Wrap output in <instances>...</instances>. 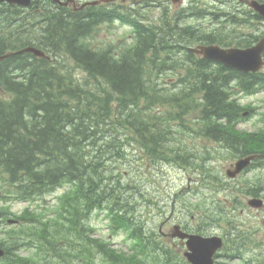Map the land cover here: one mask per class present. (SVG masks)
<instances>
[{
    "label": "trees",
    "instance_id": "16d2710c",
    "mask_svg": "<svg viewBox=\"0 0 264 264\" xmlns=\"http://www.w3.org/2000/svg\"><path fill=\"white\" fill-rule=\"evenodd\" d=\"M242 1L246 0H220L224 11L207 15L234 25V8ZM46 6L30 13L1 8L6 23L0 19V57L29 45L49 56L21 54L0 60V180L6 182V193L29 203L65 190L52 230L59 243L69 236L79 241L72 243L73 249L79 247V256L74 254L68 264H93V247L109 264H187L172 244L158 238L157 230L141 224L138 211L143 205L137 197L142 182L130 172H145L159 162L189 165L199 153L180 143L176 131L194 130L200 138L220 141L236 156H264V134L236 129L243 109L233 97L234 89L254 92L251 83L256 77L240 75L188 50L198 44L248 46L258 40L260 29L236 41L227 36L233 29L226 35L221 33L224 26L191 27L181 12L170 15L165 10L156 19L141 14L139 6L128 13L92 7L72 11L57 5L53 11ZM190 11L189 17L205 13L196 7ZM244 18L249 26L262 22L254 13L246 12ZM117 20L130 29V43L124 48L93 45L96 30ZM179 73L183 75L178 77ZM164 74L173 75L175 84H165ZM194 114L198 117L192 121ZM260 188L264 190V185L244 190L256 196ZM93 209L108 211L113 229L129 235L134 245L130 255L89 238L85 221ZM31 215L26 217L29 223L46 228L47 222ZM5 216L0 211V222ZM15 227L6 234L12 241L28 233H18ZM49 236L46 240L56 241ZM2 241L6 242L0 247L11 255L6 264H27L17 255L24 243Z\"/></svg>",
    "mask_w": 264,
    "mask_h": 264
},
{
    "label": "rangeland",
    "instance_id": "374dc122",
    "mask_svg": "<svg viewBox=\"0 0 264 264\" xmlns=\"http://www.w3.org/2000/svg\"><path fill=\"white\" fill-rule=\"evenodd\" d=\"M142 2L140 5L142 6L141 9H139V12L148 18H156L158 19L160 17V12L162 11L161 8H167L170 11V15H173L174 12H178L181 9H184L187 6H190L192 4H195V2L200 6H205L209 11L213 10L216 6H218V2L216 0H141ZM148 2L146 5V3ZM116 3L120 4L122 3L121 0H116ZM42 4L46 7L53 10L54 8L47 4L46 1H42ZM143 8H145L143 10ZM146 11L147 13H145ZM187 24H193L194 26H199V28H209L214 29L215 26L218 25L215 22H213L210 17L204 15L201 18L191 17L186 20ZM223 26H225L223 24ZM256 27V26H255ZM226 30H223L221 33L223 34H229L231 32L232 28L225 27ZM256 28H259L260 30H263L264 26H257ZM255 28H251V30H254ZM234 30L237 31H247L245 28H236ZM239 31V32H240ZM130 29L127 28V26H122L120 24H114V25H103L99 29H97L96 33L94 34L93 38V45H98V47H104L105 45L111 44L112 46H120L122 48L126 47L130 39L129 35ZM263 33V32H262ZM237 34V33H235ZM262 35V34H261ZM229 39L234 38L233 35H227ZM122 42L124 44H122ZM197 46V45H196ZM195 47V46H194ZM249 48V46L244 47ZM183 73H179L178 77H181ZM175 78L171 74H164L163 80L165 84H175L176 81H174ZM264 92L260 93L256 96L251 97H242L241 98V104L247 105V104H254L256 106L263 105L264 106ZM192 121L197 118V114H194L190 116ZM256 117L248 118L246 117V120H244L239 127H236L237 130L241 129L242 131H253L256 127ZM190 126H193L191 123H189ZM194 130L191 131H176V137L179 142L188 149L193 148V150H197L200 152L198 155H196L195 159H191V164L189 167L187 166H179L168 162H159L160 164H153V166H148L145 172H142L140 169H135V172H130L134 174V177L137 176L140 178V181L142 182V185H140V190L142 191L141 196L137 197V200L141 202V204H145V208L142 211L143 217L142 220L146 221L150 218L152 214H156L155 218L162 221H154L152 224V227H157L159 229V225L162 224L168 217L173 216L176 217L181 213V210L179 206L173 207L171 209L172 212L169 213L168 210H164L163 205L161 202H154L155 197L157 195H162L165 198L168 197V189L169 186L171 187L170 190H178V195L176 198L182 196L181 191H186L187 188H192L195 182H198L203 188L208 189V187L211 189H214L213 192H208L205 190L207 194L206 196H211L212 201L208 200L207 203L213 204L212 207V214L209 215L210 218L205 219V223L209 227H204V229L208 230L205 231L204 234L209 235L210 230L212 227H215L217 231H211L214 233H221L223 229L225 231H232L236 227H239L243 230V232L247 235L248 233H252L254 230H258L259 236H264V228H261L264 226V221L262 223V220H264V212H256L254 209H250L247 206L248 198L246 197L244 189H249V187L257 185H264V166L261 168H258L257 170L254 169L253 172H250L246 175H243L239 177L238 179L232 181L229 180L226 175L225 171L230 170L233 171V168L230 166L232 164H235L237 160H239L241 157L236 156L235 153H232L230 151H226L225 146L222 144L220 145V152L216 150L217 144L213 140H201L194 134ZM206 148L209 149L210 154H206L205 150ZM131 150H134L131 148ZM212 152V153H211ZM209 158V159H207ZM143 164V163H142ZM138 168V166H136ZM193 170H196L194 172H200V174L191 175L190 172H193ZM260 170L259 172H257ZM208 172V173H207ZM211 172L217 173V178L214 176H210ZM118 173V172H117ZM116 173V174H117ZM114 174V173H113ZM115 176V175H114ZM223 181H221V180ZM201 180V181H199ZM203 184H202V183ZM189 184L191 186H189ZM172 187L174 189H172ZM222 190V191H221ZM243 190V191H242ZM63 192V190H61ZM215 194V199L212 195ZM61 195L60 192L47 195L45 196L43 202L38 206V210L36 213H39V217L42 218V220H47V222L54 220L55 218V206L58 202V196ZM162 201V199H160ZM8 205V207L17 214H21L23 212V209L25 208L24 204H10L9 202H2L0 201V206ZM150 205V206H148ZM32 211V209L30 208ZM192 210V209H190ZM202 215L201 212L197 210H192V213L189 214L192 218V216ZM161 214V215H159ZM108 214L101 213H94L92 217L88 220L87 228L93 230L92 233H88L91 239H99L103 242L105 240L109 241L108 244H113V247L116 249H119L120 251H127L131 245L132 241L128 239V236L124 232H116L112 231L109 228V220L107 218ZM14 220H16L13 217H10ZM184 224L187 226H191V222L187 219L183 220ZM175 225V224H174ZM170 227V224L168 223L166 226L162 225V232L167 236L164 238L166 241H169L171 238L169 235L173 232V226ZM211 227V228H210ZM8 228V227H7ZM16 228H20V230H31L32 235H26L24 238H28L27 244H30L31 246L35 247V249H28L29 251H24L22 255L25 257H29L31 262L30 264H68L74 261L73 255L77 254V257L79 256L78 249L79 247H75L73 249L72 243H78L75 238L70 237L65 242H60V239L57 238V234L53 235L56 238L55 242H52L50 240H46L49 238V235L42 236V233L38 227H32L29 225H26L25 222H20ZM79 228V225L77 226V229ZM9 229V228H8ZM155 229V228H154ZM221 230V231H220ZM7 229L3 228L0 231V239H5L6 235L4 232H6ZM48 234H53L52 228L47 229ZM236 231V229L234 230ZM62 232H64V229L62 228ZM237 232V231H236ZM41 233V234H39ZM244 233L243 236H244ZM217 234V235H218ZM220 235V234H219ZM206 236V235H202ZM209 237V236H207ZM212 237V236H210ZM105 239V240H104ZM49 241V242H47ZM238 241V240H237ZM260 247L264 248L262 245L264 244V237H262L260 240ZM53 246L55 249H53ZM255 247L256 250L254 253L247 252L248 254L245 256V258L248 261H253L254 264H264L262 261L263 255H260L259 248ZM92 252L96 254V263L97 264H104L103 258L101 257V254H99L96 249L93 247ZM95 263V264H96Z\"/></svg>",
    "mask_w": 264,
    "mask_h": 264
},
{
    "label": "water",
    "instance_id": "95a60500",
    "mask_svg": "<svg viewBox=\"0 0 264 264\" xmlns=\"http://www.w3.org/2000/svg\"><path fill=\"white\" fill-rule=\"evenodd\" d=\"M10 3H15L20 6H28L29 0H7ZM58 1V0H54ZM60 4V3H59ZM250 6L258 12L261 16L264 17V5H260L257 2H251ZM264 48V42H261L246 50L238 49H220L216 46H206L198 47L197 50H194L197 54L202 55L203 58L207 60H212L217 63L224 65L225 67L238 69L241 71H256L261 66L260 54ZM22 52H32L36 56H44V54L33 48H27ZM251 158L240 160L234 164L233 171H227V176L233 178L238 174L243 168L247 167ZM261 204L260 201H251L249 205L252 207H259ZM182 238L187 237L182 235ZM186 245L189 249V253L186 254L188 261L191 264H212L211 257L214 251L220 247L221 240L217 238H200L196 236H188V241ZM2 252L0 251V256Z\"/></svg>",
    "mask_w": 264,
    "mask_h": 264
},
{
    "label": "bare ground",
    "instance_id": "6f19581e",
    "mask_svg": "<svg viewBox=\"0 0 264 264\" xmlns=\"http://www.w3.org/2000/svg\"><path fill=\"white\" fill-rule=\"evenodd\" d=\"M42 1H46L47 4H49L50 6L52 5V7L54 8L53 11H55V9L57 8V7L54 6V5H56V4H55L52 0H42ZM42 1H41V2H42ZM227 7H228V6H227ZM1 8H2V5L0 4V9H1ZM11 8H12V10H17L14 6H12ZM2 58H4V57H2ZM259 83H260V82H259ZM258 89H260V84L257 83V84H256V88H255V90H258ZM254 116L256 117L257 120L260 119V117L257 116V115H252V114L247 113V114H245L244 116H242L241 119L238 120V122L236 123V124H237L236 127H239V125H240L244 120H246V117H248V118L250 119V118H252V117H254ZM257 120H256V122H255L257 125H256V127H255V129H254L253 131H245V130L242 131L241 129H239L238 131H239V132H247V133H252V132L258 131L260 128L264 127V122L262 121L263 119L261 120L262 123L257 122ZM236 129H237V128H236ZM213 141H214V140H213ZM214 142L217 144V148H216V150L218 149L217 151L220 152V147H219V143H220V141H219V142L214 141ZM220 145H222V144L220 143ZM205 153H206V154H210L208 148H206ZM211 153H212V152H211ZM250 156H251V155H250ZM250 156L241 157L240 160L248 159ZM193 158H194V157H193ZM193 158H191V159H193ZM207 159H209V158H207ZM240 160H239V161H240ZM190 164H191V163H190ZM190 164H189V165H190ZM189 165H188V166H189ZM245 168H246V167H245ZM245 168H243L240 172H244V169H245ZM194 171H196V170H193V172H194ZM242 244H243V243H242Z\"/></svg>",
    "mask_w": 264,
    "mask_h": 264
},
{
    "label": "flooded vegetation",
    "instance_id": "af4514ba",
    "mask_svg": "<svg viewBox=\"0 0 264 264\" xmlns=\"http://www.w3.org/2000/svg\"><path fill=\"white\" fill-rule=\"evenodd\" d=\"M39 1L40 0L35 1V4H34L35 7H38ZM77 3L78 4H82L83 2L77 1ZM219 147H220V143H219ZM178 225H180V227H181V229L183 231H185V230L188 231L189 230V226H187L186 224H183V222H179ZM224 241H225V238H224ZM177 242L181 246L182 250H184V248L182 247L183 246V242H181V241H177ZM235 245L237 247H242L243 246L242 242L239 241V240L235 242Z\"/></svg>",
    "mask_w": 264,
    "mask_h": 264
}]
</instances>
